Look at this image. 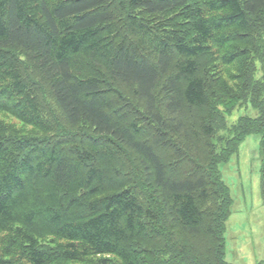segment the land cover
Masks as SVG:
<instances>
[{
    "label": "trees",
    "instance_id": "1",
    "mask_svg": "<svg viewBox=\"0 0 264 264\" xmlns=\"http://www.w3.org/2000/svg\"><path fill=\"white\" fill-rule=\"evenodd\" d=\"M0 112V264H233L264 0H0Z\"/></svg>",
    "mask_w": 264,
    "mask_h": 264
},
{
    "label": "rangeland",
    "instance_id": "2",
    "mask_svg": "<svg viewBox=\"0 0 264 264\" xmlns=\"http://www.w3.org/2000/svg\"><path fill=\"white\" fill-rule=\"evenodd\" d=\"M236 114L231 120L236 118ZM0 119L20 137L41 134L37 128L26 126L5 112H0ZM220 166L221 173H219L223 175L234 200L233 212L227 219L224 235L226 259L233 264H260L264 261L260 137L257 134L248 135L240 145L238 153L231 155L229 162L221 163Z\"/></svg>",
    "mask_w": 264,
    "mask_h": 264
}]
</instances>
